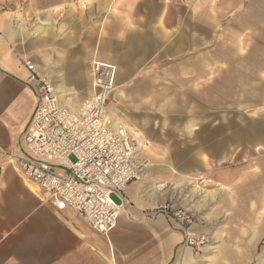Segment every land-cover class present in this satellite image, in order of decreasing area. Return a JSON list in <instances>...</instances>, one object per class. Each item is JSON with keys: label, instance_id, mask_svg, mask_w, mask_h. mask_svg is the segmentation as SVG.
<instances>
[{"label": "crops", "instance_id": "obj_1", "mask_svg": "<svg viewBox=\"0 0 264 264\" xmlns=\"http://www.w3.org/2000/svg\"><path fill=\"white\" fill-rule=\"evenodd\" d=\"M6 1L0 0V4ZM246 1L249 4V0H52L53 10H59L55 17L48 14L46 20L59 23L52 26V34L47 37L42 34L44 29L41 32L36 27L34 40L28 39L26 26L14 23L18 20L8 13H0V264L251 262V254L245 249L219 254L217 246L219 249L213 253L206 249L210 254L204 256L197 249L184 247L175 219L163 213L150 214L165 205L164 193L158 188L162 177H152L144 171L141 181L130 183L123 191L127 206L116 227L103 235L72 211L58 213L43 205L35 188L19 177L7 160L16 153L37 100L38 83L29 80L21 60L39 63L48 36H58L57 47L54 43L52 46L59 53L52 62L57 68L43 74L56 88L60 103L75 110L69 103L80 100L79 106L93 94V63L114 69L112 94L130 76L131 68L119 56L125 49L141 56L135 68L144 69L155 61H150L152 57L148 55L169 56L173 45L203 47L204 38L213 35V23L219 21L213 18L212 9L221 8L230 22L235 20L237 6H245ZM176 9L182 12H174ZM42 11L37 9L36 13ZM40 16L37 19L45 24V18ZM164 59L159 61L164 63ZM109 111V117L119 118L115 106L110 105ZM122 115L120 119L135 130V109ZM143 135L148 137L147 133ZM238 206L235 214L240 216Z\"/></svg>", "mask_w": 264, "mask_h": 264}, {"label": "rangeland", "instance_id": "obj_2", "mask_svg": "<svg viewBox=\"0 0 264 264\" xmlns=\"http://www.w3.org/2000/svg\"><path fill=\"white\" fill-rule=\"evenodd\" d=\"M249 1L237 6L230 22L214 7L213 18L219 21L203 47L173 45L169 56L148 55L155 61L144 69L135 68L141 56L125 49L119 56L131 68L130 76L109 95L105 114L110 105L119 118L135 109V130L126 120L122 124L141 144L138 159L144 171L162 177L158 186L164 185L165 206L186 212L191 230L204 236L207 243L198 252L209 256L208 246L213 251L219 246V254L245 249L251 254L247 264H264V179H259L264 177V0ZM58 10L52 0L0 4V13L26 26L33 40L36 27L45 30L44 37L52 34L59 21L46 19ZM58 40L48 36L39 63L26 58L21 63L30 61L37 78L50 82L43 72L57 68L52 62L59 51L52 44L57 47ZM163 57L164 63L159 61ZM79 103L69 104L77 108Z\"/></svg>", "mask_w": 264, "mask_h": 264}, {"label": "built area", "instance_id": "obj_3", "mask_svg": "<svg viewBox=\"0 0 264 264\" xmlns=\"http://www.w3.org/2000/svg\"><path fill=\"white\" fill-rule=\"evenodd\" d=\"M22 65L30 81H37L34 111L20 145L7 160L15 172L36 190L43 205L55 212L72 211L94 231L105 235L116 227L128 202L123 191L144 172L138 157L141 144L121 122L111 123L105 103L113 90L114 69L91 66L93 94L75 110L62 106L49 81L37 78L30 61ZM167 214L182 232L183 246L201 248L206 240L191 230L186 212L160 206L150 214Z\"/></svg>", "mask_w": 264, "mask_h": 264}, {"label": "bare ground", "instance_id": "obj_4", "mask_svg": "<svg viewBox=\"0 0 264 264\" xmlns=\"http://www.w3.org/2000/svg\"><path fill=\"white\" fill-rule=\"evenodd\" d=\"M50 83H51V81H50ZM51 85L53 86V88H54V90H55V92H57L56 91V88L54 87V85L51 83ZM60 102V101H59ZM61 104V103H60ZM62 105V104H61ZM63 106V105H62ZM68 108V107H67ZM70 110H72V109H70ZM108 114V113H107ZM107 118L111 121V123H115V122H121V123H124V121L122 120V119H120V118H115V119H112L111 117H109V115L107 116ZM137 144V146L139 147L140 146V144L139 143H136ZM141 179V178H140ZM139 179V180H140ZM189 183L190 182H188V185H189ZM190 184H192V186H193V188L195 189V191H200L199 189H198V187H197V185H196V183H190ZM164 187V185H161V186H158V188H159V191H161V189ZM157 188V187H156ZM155 188V189H156ZM157 188V189H158ZM194 192V191H193ZM202 192H204V191H202ZM203 194V193H202ZM204 194H206V193H204ZM208 248V250H210L211 251V253H213L212 251V249H214L212 246H208V247H206V249Z\"/></svg>", "mask_w": 264, "mask_h": 264}]
</instances>
